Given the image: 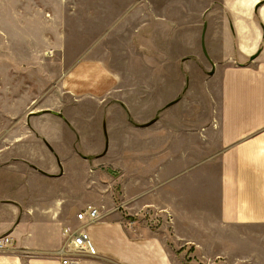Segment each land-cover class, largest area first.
<instances>
[{
	"label": "crops",
	"instance_id": "1",
	"mask_svg": "<svg viewBox=\"0 0 264 264\" xmlns=\"http://www.w3.org/2000/svg\"><path fill=\"white\" fill-rule=\"evenodd\" d=\"M262 1L139 0L127 7L113 24L114 32L119 24L114 35L120 40L158 41L161 26L169 40L180 26L189 50L199 41L194 54L203 56L206 24L207 54L221 64L210 82L186 79L180 99L171 86L170 101H161L157 64L129 69L120 57L108 65L86 59L70 66L60 83L62 99L106 105L103 157L111 154L108 162L119 170L118 205L112 208V196L93 191L85 200L101 205L100 211L95 207L99 219L84 226L75 219L80 170L73 168L69 176L67 164L78 163L79 153L63 151L58 117L30 113L26 121L40 125L34 131L53 152L13 148L1 157L0 236L12 243L0 250V264H61L55 252L64 228L84 229L96 249V256L72 257L74 264H175L160 233L139 230L138 222L123 216L154 221L155 232L164 228L177 244L193 245L202 264L260 263L243 232L264 242V4L257 7ZM117 134L118 144L111 137ZM80 136L72 148H86Z\"/></svg>",
	"mask_w": 264,
	"mask_h": 264
},
{
	"label": "rangeland",
	"instance_id": "2",
	"mask_svg": "<svg viewBox=\"0 0 264 264\" xmlns=\"http://www.w3.org/2000/svg\"><path fill=\"white\" fill-rule=\"evenodd\" d=\"M137 1L0 0V160L5 152L13 148H46L42 142L43 137L37 136L34 131V127L41 128L40 125H33L26 118L30 113L37 115L45 109L53 112L59 110L65 122L51 115L45 116L57 118L63 126L60 129L65 144L63 151L79 153L78 163L67 164L69 176H73V168L77 173L80 170L79 200L72 209L74 214L92 204L85 199L93 191L112 196L114 208L118 205L120 191L119 170L108 162L111 154L107 158L103 157L107 154L106 150L101 155L106 147L102 128L106 105L83 101L78 103L73 98L62 99L59 94L61 79L70 66L86 59H99L108 65L110 59L120 57L124 58L122 63L127 64L129 69L140 64H157L159 69L156 76L160 81L161 101L174 98L166 95L169 91L171 93L173 85H176L178 92L176 98L180 99L186 79L194 85L213 80L214 74H208L211 70L209 62L201 54H194L199 52V41L194 42L192 51L189 50V41L183 40L184 31L180 26L175 27L176 33L169 40L162 26L158 41L137 40L139 36L126 41L114 35L119 31V24H116L115 32L113 24L132 2L134 4ZM204 44L206 46L205 39ZM153 48L157 50L152 51L151 55ZM216 49V46L211 48L214 52ZM208 56L216 71L218 64H221L220 60ZM190 68L192 74L187 71ZM203 96L206 95L203 93ZM162 106L161 113L164 110ZM76 135L79 138L80 135L85 136L81 139L82 143L85 139L83 144L86 148H72L78 142ZM111 137L118 144L119 135ZM112 149L118 151V148H109V151L112 152ZM100 203L104 204V201ZM96 208L100 211L101 205ZM143 218L123 216L127 222H138L139 230L145 227L148 232L160 233V237L167 241V249L175 264H202L193 245H183L185 243L182 242L177 244L164 228L155 232L156 225L151 224L154 221L145 224L141 222ZM243 234L248 236L247 242L253 245L256 260L264 264L263 236L260 243L258 234L247 231ZM205 255L209 256L210 253ZM219 261L208 260L207 263L203 261V264H218Z\"/></svg>",
	"mask_w": 264,
	"mask_h": 264
},
{
	"label": "built area",
	"instance_id": "3",
	"mask_svg": "<svg viewBox=\"0 0 264 264\" xmlns=\"http://www.w3.org/2000/svg\"><path fill=\"white\" fill-rule=\"evenodd\" d=\"M75 219L85 224H90L99 219L98 210L87 205L75 215ZM63 243L61 248L55 252V256L60 258L61 264H74L72 257L77 256H96V249L92 244L87 232L82 228L63 229ZM12 240L9 236H0V250L9 248Z\"/></svg>",
	"mask_w": 264,
	"mask_h": 264
},
{
	"label": "water",
	"instance_id": "4",
	"mask_svg": "<svg viewBox=\"0 0 264 264\" xmlns=\"http://www.w3.org/2000/svg\"><path fill=\"white\" fill-rule=\"evenodd\" d=\"M262 4H264V1L260 2L257 5V7H259ZM205 29H206V24L203 25V31H202L201 41H200V47H201V51H202V54H203L204 58L209 62L210 66H211V70L208 73L209 75H211L213 73V70H214V64L210 61L209 56H208L207 51H206V48H205V44H204ZM39 114H51V115H54V116H56V117H58V118H60L62 120H65V118L63 117V115L60 112H53L51 110H44V111H41ZM147 125L148 124H145L144 126H147ZM43 143L45 144V146L48 148V150L50 152H53L52 149L50 148V146L47 144V142L43 141ZM55 158H56L57 163H59L57 157H55Z\"/></svg>",
	"mask_w": 264,
	"mask_h": 264
},
{
	"label": "flooded vegetation",
	"instance_id": "5",
	"mask_svg": "<svg viewBox=\"0 0 264 264\" xmlns=\"http://www.w3.org/2000/svg\"><path fill=\"white\" fill-rule=\"evenodd\" d=\"M64 122H65V120H63ZM102 128H103V131H104V136H105V140H106V142H105V148H104V150H103V152L101 153V155H103L106 151L105 150H107L108 148H107V134H106V131H105V123L103 122V125H102ZM43 141H45L44 139H42V142ZM46 142V141H45ZM44 144V143H43ZM48 144V143H47ZM45 145V144H44ZM49 145V144H48ZM50 146V145H49ZM46 147V146H45ZM47 148V147H46ZM50 148H52L51 146H50Z\"/></svg>",
	"mask_w": 264,
	"mask_h": 264
}]
</instances>
